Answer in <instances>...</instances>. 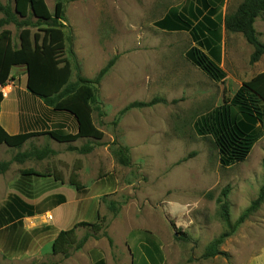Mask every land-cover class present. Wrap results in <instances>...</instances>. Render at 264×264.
Listing matches in <instances>:
<instances>
[{
  "label": "rangeland",
  "instance_id": "1",
  "mask_svg": "<svg viewBox=\"0 0 264 264\" xmlns=\"http://www.w3.org/2000/svg\"><path fill=\"white\" fill-rule=\"evenodd\" d=\"M56 1L63 5L70 82L78 77L93 81L114 60L94 85L91 105L103 138L58 143L44 135L20 148L0 145V165L6 164L0 171V209L17 196L43 211L39 216L45 219L36 228L28 226L27 218L14 228L0 227V264H87L89 258L120 264L128 258V248L139 261L144 256L152 264H264V203L231 230L264 185V135L245 161L221 167L212 139L196 131L202 116L264 72V56L251 64L252 47L222 25L224 15L242 0L217 3L214 20L222 36L218 66L224 73L220 81L186 59L197 47L188 32L156 27L172 10L187 14L183 11L199 7L191 0H39L31 2L26 18L15 14L13 0H0L16 21L0 31L9 30L17 47L20 26L27 24L31 33L49 26L39 17L44 12L52 16ZM261 21L255 25L260 30ZM25 84L24 67H16L0 86L3 99L9 100L12 91L13 99L25 102L19 107L24 130L75 132L70 114L44 106ZM154 98L165 103L128 107ZM11 110L15 112L16 103ZM1 124L5 130L6 122ZM29 169L61 181L22 175ZM72 174L84 188L80 193L68 182ZM218 199L228 202V224L218 214ZM98 219L103 220L99 233L76 229L77 240L83 242L80 249H71L68 258L53 255L51 245L59 230ZM227 232L218 247L222 254L203 259L206 247ZM12 250L20 255L13 256Z\"/></svg>",
  "mask_w": 264,
  "mask_h": 264
},
{
  "label": "trees",
  "instance_id": "2",
  "mask_svg": "<svg viewBox=\"0 0 264 264\" xmlns=\"http://www.w3.org/2000/svg\"><path fill=\"white\" fill-rule=\"evenodd\" d=\"M13 1L15 14L20 18H26L31 2L39 0ZM191 1L199 7L194 10H184L183 12L187 14L172 10L156 22V27L169 32H188L197 47L187 52L186 59L211 80L220 81L224 78V73L218 66L220 51L217 44L222 36L220 26L214 17L218 14L217 5L221 2ZM0 13L4 16L0 19V27L9 22L16 24L9 7L1 2ZM43 15L39 19L44 22L49 21L51 24L45 28L37 27V31L31 33L27 24L23 23L20 26L17 47L13 45L9 30L0 31V71L4 73V76H0V86H3L7 74L13 68L24 67L26 90L53 111L70 114L75 120L77 129L75 133L57 130L9 135L0 124V145L20 148L29 139L44 135L58 143H72L79 139L100 140L103 138V133L96 128L92 118L94 85L101 80L114 60H110L93 81L78 77L74 83H71L72 65L64 56L66 35L62 3L56 1L52 16L45 14L48 18H44ZM262 16H264V0H242L237 9L233 13L224 15L222 20L226 32L241 34L246 43L252 47L251 64L264 56V43L260 41V34L254 27L255 21ZM2 101L3 94L0 92V105ZM158 102L165 103L163 99L154 98L149 102H134L128 107H150ZM196 131L199 135L209 136L212 139L221 167H229L245 161L255 143L264 135V72L243 82L231 98L224 99L222 105L202 116L196 124ZM5 166L6 164H1L0 171L4 170ZM22 175L52 177L55 181H61L54 174L41 175L31 169L22 171ZM68 182L76 192L83 191L84 188L75 174L70 176ZM262 203H264V185L231 230L257 211ZM41 214L43 211L39 212L19 197L11 196L0 209V227L14 228L23 218ZM218 214L223 221L229 223V206L225 199H218ZM98 220L100 221L96 223L78 222L69 229L59 231L51 245L53 255L66 257L71 249H80L83 242L77 240L76 229L88 227L93 233H99L102 230L103 220ZM227 236H229L228 232L213 240L206 247L202 258L209 259L221 255L218 247Z\"/></svg>",
  "mask_w": 264,
  "mask_h": 264
},
{
  "label": "crops",
  "instance_id": "3",
  "mask_svg": "<svg viewBox=\"0 0 264 264\" xmlns=\"http://www.w3.org/2000/svg\"><path fill=\"white\" fill-rule=\"evenodd\" d=\"M210 1H212L213 3L214 2H218V1H220V0H210ZM230 0H223V2H224V6H226L227 4H228V2H229ZM260 19H264V17H262V18H260ZM260 19L258 18L256 21H255V23H254V27H255V25H257L258 24V22L260 21ZM261 22H264V21H261ZM255 30L257 31V33H259L260 34V38H262V37H264V27H262V30H260V29H257L256 27H255ZM9 100H6V98L5 99H3V101H2V103H1V105H0V124H1V122L4 120L5 122H6V126H5V131H7V133L9 134V135H16V134H18V133H22V132H41V131H46V132H49V131H54V129L52 130V129H49V130H47V129H38V130H24V127H23V124L21 123V119H20V115H21V112H20V104H22L21 102H23V103H25L24 101H20V100H18V99H13V94H12V91H11V93L9 94ZM32 100V99H34V97H30V98H26V100ZM37 100V99H36ZM40 101V100H39ZM41 102V104H43L42 103V101H40ZM15 103H16V110H15V112H13L11 109L12 108H14V106H15ZM44 105V104H43ZM45 106V105H44ZM11 108V109H10ZM11 119L14 121V124L13 123H11ZM76 124V123H75ZM2 125V124H1ZM43 126H44V124H42ZM41 125V126H42ZM58 125H60V124H58ZM77 129V128H76ZM75 132H76V130H75ZM75 132H67V133H75ZM79 193V192H78ZM42 217H44V216H39V215H36V216H34V217H30V218H27V222H28V226H31V228H36V227H39L41 224L39 223L40 221H44L45 219H41ZM33 219V221H31ZM30 220V221H29ZM31 222H35L34 224H32ZM82 222H84V221H82ZM36 223L38 224V225H36ZM88 223V222H87ZM41 230V229H40ZM62 230V229H61ZM61 230H59V231H61ZM34 231H39V230H33V232ZM75 234H76V231H75ZM57 235V234H56ZM56 237V236H55ZM54 237V238H55ZM76 237H77V235H76ZM54 238H53V240H54ZM53 242V241H52ZM11 252H13L12 253V255L13 256H15V255H20V251L19 250H17V251H14V250H12ZM128 252H129V256H128V258H121V260H119V262L118 263H120V264H152V262H151V260L149 259V258H145L144 256H142L141 257V260L139 261L135 256H132L131 254H130V250H129V248H128ZM69 257V256H68ZM68 257H65V258H68ZM73 260V259H72ZM71 260V261H72ZM77 260V259H76ZM105 260L104 259H102V258H100V259H96V258H93V259H88V262H87V264H104L105 262H104Z\"/></svg>",
  "mask_w": 264,
  "mask_h": 264
},
{
  "label": "water",
  "instance_id": "4",
  "mask_svg": "<svg viewBox=\"0 0 264 264\" xmlns=\"http://www.w3.org/2000/svg\"><path fill=\"white\" fill-rule=\"evenodd\" d=\"M15 70V69H14Z\"/></svg>",
  "mask_w": 264,
  "mask_h": 264
}]
</instances>
